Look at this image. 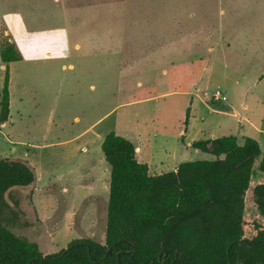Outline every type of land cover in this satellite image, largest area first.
Masks as SVG:
<instances>
[{
    "label": "rangeland",
    "instance_id": "rangeland-1",
    "mask_svg": "<svg viewBox=\"0 0 264 264\" xmlns=\"http://www.w3.org/2000/svg\"><path fill=\"white\" fill-rule=\"evenodd\" d=\"M113 1L115 53L35 65L26 72L31 90L19 95L21 102L12 95L13 129L0 131H11L23 143L14 147L31 154L37 178L31 188L11 192L17 199V208H11L21 214L16 224L4 226L37 244L43 255L76 239L103 243L110 175L101 150L104 136L113 132L138 145L136 159L148 165L149 175L182 162L213 160L181 142L193 99L208 128L222 122L216 137L233 135L239 143L250 137L259 144L244 197L245 237H252V223L264 221L250 191L264 182L257 169L264 134L254 131L258 125L264 131V0ZM163 40L180 44L164 46L162 55L156 49L148 53V46L162 48ZM2 81L0 73V95ZM216 90L226 99L212 98ZM204 91L208 109L197 100ZM88 127L91 132L83 137ZM3 139L0 134V158L10 155Z\"/></svg>",
    "mask_w": 264,
    "mask_h": 264
},
{
    "label": "trees",
    "instance_id": "trees-1",
    "mask_svg": "<svg viewBox=\"0 0 264 264\" xmlns=\"http://www.w3.org/2000/svg\"><path fill=\"white\" fill-rule=\"evenodd\" d=\"M19 60L15 44L2 35L0 123L9 112L8 64ZM191 148L214 159L182 162L173 171L149 175L130 140L106 134L101 143L110 167L104 241L76 239L52 255L4 226L16 224L21 214L11 208H17L11 192L31 188L36 174L27 160L0 158V264H264V221L253 222L254 234L247 238L244 220L258 142L243 137L239 143L230 135L198 140ZM257 169L264 174V157ZM250 191L264 218V182Z\"/></svg>",
    "mask_w": 264,
    "mask_h": 264
},
{
    "label": "crops",
    "instance_id": "crops-1",
    "mask_svg": "<svg viewBox=\"0 0 264 264\" xmlns=\"http://www.w3.org/2000/svg\"><path fill=\"white\" fill-rule=\"evenodd\" d=\"M113 3V0H0V39L2 35L7 36L15 44L21 55V60L8 64L9 112L12 95L14 94L18 102H21L22 100L19 98V95L31 90L26 79V72L27 70L33 71L35 65H47L52 61L69 60L74 57L86 61L99 59L106 55L110 56L112 53H115L112 50L115 42L112 38L114 30L111 18L117 12V9L115 10L114 7H111ZM103 18L104 21H102ZM72 37L75 39L71 40ZM162 44H164L162 48L157 47V45L153 48L152 46H148V53L156 49L162 55L163 50H166L169 45H179L180 41L163 40L160 42V45ZM164 46L167 47L163 49ZM67 66L72 68L71 64H67ZM15 68L17 69V75L12 92V78ZM4 72L5 65L0 61V73L3 74V79ZM204 92V95L199 97V99L197 98V100L200 105L208 109L207 105H205L207 91ZM214 94H212V98H214ZM161 95H165V93L159 96ZM189 103L187 125H184L181 135L183 137V139L181 138V142L184 148H187V146L191 147L193 142L200 139L217 138L215 133L222 126V122H217L215 128H208L204 123L206 120H202L197 115V108H195V105H192L193 99ZM210 111L215 113L213 110ZM9 112L7 120L1 123L0 129L5 126L13 129ZM235 117L239 118L237 113H233V118ZM199 121L203 122V125H200ZM237 123H239L238 120ZM89 127L83 132V137H86L91 132L89 131ZM206 127L209 130H206ZM260 128L258 125L254 128V131L264 134V131ZM0 134L3 135V140L7 144L6 146H8V152H10L8 157L27 160L35 170V165L29 160L31 154L28 150L14 147L17 144L23 143L16 141L11 131H0ZM206 135H208V138H205ZM93 136H91L92 141ZM186 139L188 140V145L185 146ZM132 143L134 144V142ZM141 151L142 149L138 145H135V158H137V155ZM15 153L17 154L14 155Z\"/></svg>",
    "mask_w": 264,
    "mask_h": 264
},
{
    "label": "built area",
    "instance_id": "built-area-1",
    "mask_svg": "<svg viewBox=\"0 0 264 264\" xmlns=\"http://www.w3.org/2000/svg\"><path fill=\"white\" fill-rule=\"evenodd\" d=\"M215 99H221V100H225V97H223L220 93V91H216L214 96Z\"/></svg>",
    "mask_w": 264,
    "mask_h": 264
},
{
    "label": "water",
    "instance_id": "water-1",
    "mask_svg": "<svg viewBox=\"0 0 264 264\" xmlns=\"http://www.w3.org/2000/svg\"><path fill=\"white\" fill-rule=\"evenodd\" d=\"M239 243H242V241L240 240V241H238Z\"/></svg>",
    "mask_w": 264,
    "mask_h": 264
}]
</instances>
